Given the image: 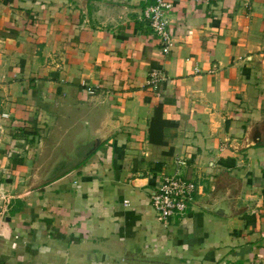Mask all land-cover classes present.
<instances>
[{"label":"crops","instance_id":"obj_1","mask_svg":"<svg viewBox=\"0 0 264 264\" xmlns=\"http://www.w3.org/2000/svg\"><path fill=\"white\" fill-rule=\"evenodd\" d=\"M168 1L0 0V264H264V0Z\"/></svg>","mask_w":264,"mask_h":264},{"label":"built area","instance_id":"obj_2","mask_svg":"<svg viewBox=\"0 0 264 264\" xmlns=\"http://www.w3.org/2000/svg\"><path fill=\"white\" fill-rule=\"evenodd\" d=\"M195 1L208 4L209 1L218 2L222 0ZM171 9L172 4L168 0H156L154 5L145 8L143 11L144 20L162 44L161 51L163 54H168L172 46L166 16L167 11ZM161 80L159 73L152 72L149 76L151 85H155ZM2 116L7 117V115ZM197 188L196 183L181 177L178 173L162 177L156 192L151 196V206L163 226H168L171 219L184 215L193 201ZM124 204H127V202H124Z\"/></svg>","mask_w":264,"mask_h":264},{"label":"trees","instance_id":"obj_3","mask_svg":"<svg viewBox=\"0 0 264 264\" xmlns=\"http://www.w3.org/2000/svg\"><path fill=\"white\" fill-rule=\"evenodd\" d=\"M21 132H20V138L21 139H25V138H27L29 135H32L33 134V132H31V131H29V130H25V129H21L20 130ZM19 139V138H18Z\"/></svg>","mask_w":264,"mask_h":264},{"label":"rangeland","instance_id":"obj_4","mask_svg":"<svg viewBox=\"0 0 264 264\" xmlns=\"http://www.w3.org/2000/svg\"><path fill=\"white\" fill-rule=\"evenodd\" d=\"M2 189H3V187L0 189V206H4V195H3L4 193H3Z\"/></svg>","mask_w":264,"mask_h":264},{"label":"water","instance_id":"obj_5","mask_svg":"<svg viewBox=\"0 0 264 264\" xmlns=\"http://www.w3.org/2000/svg\"><path fill=\"white\" fill-rule=\"evenodd\" d=\"M96 143H97V142H95V145H96ZM95 145H94V147H95ZM0 210H1V206H0Z\"/></svg>","mask_w":264,"mask_h":264}]
</instances>
